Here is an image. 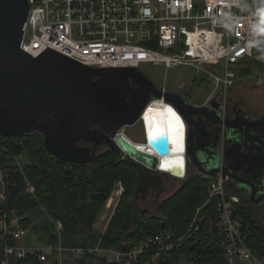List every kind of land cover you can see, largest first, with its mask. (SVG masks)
<instances>
[{
	"label": "built area",
	"instance_id": "built-area-1",
	"mask_svg": "<svg viewBox=\"0 0 264 264\" xmlns=\"http://www.w3.org/2000/svg\"><path fill=\"white\" fill-rule=\"evenodd\" d=\"M30 8L22 47L33 55L48 49L56 50L93 68L136 67L146 63L172 68L189 66L197 75L207 77L209 90L201 100H188L195 106L217 109L225 118L229 91L243 76L238 70L245 67L254 54V45L264 36V14L256 0H28ZM162 92L170 91L165 85ZM156 102L170 104L188 125L183 114L164 96L151 95L144 113ZM144 135H145V128ZM187 142V138H186ZM9 148L0 143V264H18L29 255H36L42 264H133L139 255L153 249V259L163 251L174 248L171 231H161L140 242L129 251L106 247L100 238L93 246H68L60 239L47 243L34 238L31 227H25L16 214L7 210V191L14 180L19 157L10 160ZM184 153L185 173L178 175L171 168L166 175L184 179L190 165ZM160 161V156L154 154ZM211 180L209 199L217 198L215 221L223 254L230 264H264L247 245L248 228L236 215L240 197L229 187L228 176L198 171ZM27 189L34 186L26 179ZM120 186L123 189L122 184ZM117 189L114 195H122ZM113 200V196L108 200ZM107 204L109 207L111 204ZM201 209V208H200ZM199 209V210H200ZM203 219V218H202ZM197 217L193 220L196 222ZM58 231L63 228L57 222ZM84 259V260H83Z\"/></svg>",
	"mask_w": 264,
	"mask_h": 264
},
{
	"label": "water",
	"instance_id": "water-1",
	"mask_svg": "<svg viewBox=\"0 0 264 264\" xmlns=\"http://www.w3.org/2000/svg\"><path fill=\"white\" fill-rule=\"evenodd\" d=\"M29 8L28 0H0L1 135L41 134L45 147L58 159L85 164L97 154L88 155V149L78 148L75 143L100 134L110 150L122 151L143 168L136 194L148 185L161 187L160 173L166 174L157 169L159 159L153 153L135 146L123 132L125 126L139 121L151 95H155L164 96L183 114L188 125L187 161L199 171L213 176L223 172L237 180L235 173L221 166L218 152L199 148L197 128H204V122L225 131V156L241 165L230 164L236 173L259 158V149L260 159L264 157V129L258 127L257 119L247 120L241 127L239 121L246 120L243 114L222 118L219 104H214L216 109L195 106L179 93L162 92L136 67L93 68L53 49L31 54L22 47ZM146 138V146L160 157L172 155L168 130ZM249 189L251 198L259 193L264 199V184ZM133 206L134 223L138 224L144 209Z\"/></svg>",
	"mask_w": 264,
	"mask_h": 264
},
{
	"label": "trees",
	"instance_id": "trees-1",
	"mask_svg": "<svg viewBox=\"0 0 264 264\" xmlns=\"http://www.w3.org/2000/svg\"><path fill=\"white\" fill-rule=\"evenodd\" d=\"M246 66L238 70L241 76L249 74L252 67L264 68V36L255 43L253 57ZM0 143L9 148L10 160L22 155L28 158L22 170L18 165L10 166L15 171L7 191L6 208L25 227H31L41 241L57 243L62 239L68 246H93L101 238L106 247L129 251L149 236L171 231L174 242L171 251H163L153 259L154 251L148 249L133 264H177L184 254L193 264H230L223 254L217 227L209 228L215 221L218 201L217 198L208 201L211 180L192 166L182 186L162 201L158 215L144 209L135 224L131 197L143 168L125 155L121 159L117 151L106 150L84 166L58 159L45 147L43 136L38 133L0 134ZM26 179L34 186L33 193L27 190ZM118 181L125 190L109 226L103 234L98 233L94 224ZM238 195L236 215L244 219V229L248 228L247 245L264 258V225L256 215L257 207ZM195 217L197 220L193 222ZM58 221L63 224L60 232ZM18 264L42 263L36 255H29Z\"/></svg>",
	"mask_w": 264,
	"mask_h": 264
},
{
	"label": "rangeland",
	"instance_id": "rangeland-1",
	"mask_svg": "<svg viewBox=\"0 0 264 264\" xmlns=\"http://www.w3.org/2000/svg\"><path fill=\"white\" fill-rule=\"evenodd\" d=\"M256 7L260 13L264 14V0H256ZM140 70L147 77L152 79L158 86L165 85L168 90L181 94L185 99L189 101L201 100L199 98L204 96L210 87V84L205 74H203V76L197 75L194 68L189 66H176L172 68H165L164 66L155 65L153 63H146L140 67ZM235 90H237L236 92H238V94L233 96L232 91ZM234 97H239L242 100H247L253 103L263 102L262 99H264V68L259 66L252 67L251 72L249 74H244L242 81L237 83L234 88L232 87L227 96V103L229 106L233 105L235 101V99H233ZM123 132L135 142H146V137L144 136V129L141 121H138L134 125L125 126ZM111 135L114 136V134ZM106 150H110L109 147H102L97 150L96 153L97 155H99L101 154V152H104ZM117 152L119 153L122 159L124 157V153L118 150ZM18 160L21 165H24L28 161V158L26 155H22L19 157ZM160 174L162 175L161 187L148 186L145 187L144 190H140L136 194L134 193L131 197L132 203L145 210H149L154 215H158V209L162 201L169 198L174 192H176L182 186L185 180V178L179 179L170 177L163 173ZM120 184H122L123 186V183L121 181H118L116 183L111 195L113 196V200H110V203L109 201L106 202L102 211L97 217V220L94 224V228L95 231L98 233L103 234L109 226L111 217L113 216L121 197L120 194L114 195L117 189H122ZM34 190L28 191L33 193ZM122 190L124 192V186ZM108 203L111 204L109 207H107ZM255 207H257L255 210L257 214H255L259 216V219L264 225V205L260 207L256 205ZM35 238L40 240L39 235L35 233V237L33 239L25 238L22 241L31 244L33 243V241H35ZM177 264H193V262L190 261V259L184 254L180 257Z\"/></svg>",
	"mask_w": 264,
	"mask_h": 264
},
{
	"label": "flooded vegetation",
	"instance_id": "flooded-vegetation-1",
	"mask_svg": "<svg viewBox=\"0 0 264 264\" xmlns=\"http://www.w3.org/2000/svg\"><path fill=\"white\" fill-rule=\"evenodd\" d=\"M242 114L244 115L246 120L239 121L241 127H242V125L247 123V120L257 119L258 120L257 124H259L258 127L260 129H264V111L256 113L254 109H252L248 106L241 107V106H238L236 104H233L232 106L228 105L227 116L242 117ZM200 122H201V120H200ZM203 124H204L203 125L204 128H202L200 126L197 128V138H198L199 148L201 150L209 149L211 151H212V149H214V153L218 152L217 154H219L221 156V166H223V167L226 166L230 172L235 173V175H236V176H234V178L237 180H234L233 177L228 176L229 186L234 188L237 193L243 195L246 199L250 200V202L254 206L257 205L258 207H260V206L264 205V199L259 198V193H257V195H255L253 198H251L250 194H251L252 190L249 189V186H253L256 189L257 186L264 184L263 183L264 182V174H263L264 157L260 159V156H259L260 155V149L258 151L259 155H257L259 158L256 157V159H255V157H253V159H255V160L253 161V159H252L253 162L250 165H247L246 167H244L240 171V173L238 174L234 171L235 168H234V170H232V168L230 167V164L233 163L237 167H241V165L236 164L235 163L236 161L232 157H231V159H229V157L227 158L225 156L226 152H224V144H223L225 131H223V129H220V126H217V125H211L210 123H206V122H204ZM110 134H111V132H110ZM239 135L244 136V134L241 131H239ZM220 143H221V145H220ZM217 144H218V147L214 148L215 146H217ZM75 145L78 148L88 149L89 150L88 155L96 153L97 150H99L102 147H109V144L107 143L106 139L103 138V136L100 134L90 136L89 138H81L80 141L75 143ZM89 163H90V160H87L86 163L82 164V165H86ZM226 163H228V165ZM204 165L206 168H209L206 166L207 165L206 163H204ZM190 166H192L197 172L199 171L194 165H190ZM189 169H190V167H189ZM242 178H243V181H242ZM144 189H142V190H144ZM257 199L261 200V201H258Z\"/></svg>",
	"mask_w": 264,
	"mask_h": 264
},
{
	"label": "bare ground",
	"instance_id": "bare-ground-1",
	"mask_svg": "<svg viewBox=\"0 0 264 264\" xmlns=\"http://www.w3.org/2000/svg\"><path fill=\"white\" fill-rule=\"evenodd\" d=\"M168 109H171L172 112L179 117L180 123L182 127H176L175 122L168 112ZM143 126L145 128V137L148 134L155 135L157 129L161 131L168 130L170 145L172 150V155L168 157H161L158 165L161 167L162 171H167L171 168V166H175L173 169H176L174 172L178 173V175H184L185 173V160H184V153L186 152V125L182 118L175 112L174 108L167 103L156 102L151 106V108L144 113V123ZM135 146L144 151L149 150L151 153L155 154V151L147 145V138L146 142H135L130 137H128Z\"/></svg>",
	"mask_w": 264,
	"mask_h": 264
},
{
	"label": "crops",
	"instance_id": "crops-1",
	"mask_svg": "<svg viewBox=\"0 0 264 264\" xmlns=\"http://www.w3.org/2000/svg\"><path fill=\"white\" fill-rule=\"evenodd\" d=\"M241 81H242V80H241ZM195 85H196V84H195ZM236 85H237V84H236ZM236 85H235V86H236ZM235 86H234V87H235ZM234 87H233V88H234ZM237 90H239V89H237ZM237 90L232 91V95H233V96H235V95L238 94V92H236ZM240 90H241V89H240ZM233 96H232V97H233ZM233 99H235V101L233 100V101H234L233 104H236V105L241 106V107H246V106H248V107L254 109L256 113H259V112L264 111V99H262L263 102H258V103H253V102H249V101H247V100H242V99L239 98V97H234ZM229 187H230V189H231L233 192L237 193L236 190H235L234 188H232L231 186H229ZM237 194H238V193H237Z\"/></svg>",
	"mask_w": 264,
	"mask_h": 264
},
{
	"label": "snow or ice",
	"instance_id": "snow-or-ice-1",
	"mask_svg": "<svg viewBox=\"0 0 264 264\" xmlns=\"http://www.w3.org/2000/svg\"><path fill=\"white\" fill-rule=\"evenodd\" d=\"M168 112L171 114V116H172V118H173V120H174V122H175V125H176V127H182V124L180 123V120H179V117L178 116H176V114L174 113V112H172V110L171 109H168ZM159 129H157V131H156V134H159ZM151 134V133H150Z\"/></svg>",
	"mask_w": 264,
	"mask_h": 264
}]
</instances>
